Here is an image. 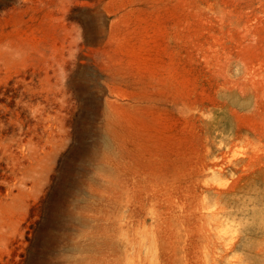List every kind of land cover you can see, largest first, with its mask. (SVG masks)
<instances>
[{
    "label": "rangeland",
    "instance_id": "rangeland-1",
    "mask_svg": "<svg viewBox=\"0 0 264 264\" xmlns=\"http://www.w3.org/2000/svg\"><path fill=\"white\" fill-rule=\"evenodd\" d=\"M0 264H264V0H0Z\"/></svg>",
    "mask_w": 264,
    "mask_h": 264
}]
</instances>
